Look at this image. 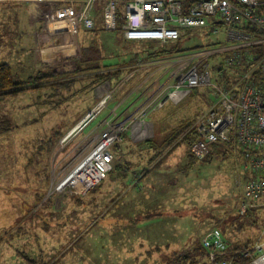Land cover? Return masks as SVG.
<instances>
[{
  "label": "rangeland",
  "instance_id": "obj_1",
  "mask_svg": "<svg viewBox=\"0 0 264 264\" xmlns=\"http://www.w3.org/2000/svg\"><path fill=\"white\" fill-rule=\"evenodd\" d=\"M127 1L118 0L117 3L122 23ZM105 2L0 0V63L9 64L14 80L25 83L31 80V85H35L33 79L43 73L69 71L65 76L42 79V87L0 100V182L13 201L12 218L17 210L22 218L20 222L1 225L0 246L6 243L5 250L17 249L21 255L23 251L27 252V240L23 241L20 234H27L30 240L33 237L31 241L36 238L33 234L38 232L49 234L45 237L50 240L51 233L57 231L66 237L59 242L48 241L52 245L45 250L43 242L37 240L44 252H40L35 264H169V260L193 246L205 229L219 226L222 221L229 222L238 213V188L243 177L236 170L238 160H242L243 147L237 146L240 158L216 150L209 158L195 159L189 164V146L185 140H180L165 155L160 166L142 178L139 176L142 171L138 170L147 168V157L141 160L146 151L135 150V161L141 160L137 162L139 168L134 169L137 172L133 175L130 171L122 177L118 173L123 172L125 159L130 157L125 155L124 158L117 146H124L128 141L126 137L124 142L111 148L116 155L112 173L96 191L80 198L75 194L68 196L66 192H57L53 197L48 194L52 176L78 156L79 141L117 103L118 96H115L123 90V83L128 82L129 87L137 78L154 74L151 81L157 80V90H171L178 69V64L173 62L175 56L186 52L184 49L187 48L212 47L223 41L222 33L216 35L206 29H187L190 38L170 44H176L182 51L157 58L160 60L152 62L154 65L151 66L147 63L138 65L135 60L130 67L122 68L117 78L95 84L90 76L93 73L71 74L75 62L83 58L84 52L95 55L98 50L96 64L102 68L119 65L124 59H146L148 51L164 45L155 40L124 41L122 25L116 30L105 29L100 13ZM86 13H90L96 22L92 30L82 25V15ZM91 45L97 48L95 52L90 50ZM214 59L217 58L210 60L211 65L215 63ZM209 69L211 79L220 84L217 71L212 67ZM36 81L40 83L39 79ZM107 90L112 91L108 108H104L80 133L62 142L74 126L73 122L83 113L85 115ZM191 90L149 114L146 109L150 98L138 113L134 108L123 111V106L116 109L117 120L133 126L139 123L140 131L145 124L146 138H161L169 127L196 116L199 118L214 101L211 88L200 86ZM146 121H151L154 126ZM146 181L151 185L147 186ZM111 185L117 188L109 190ZM100 190L103 191L101 196ZM110 205L113 208L107 212L105 207ZM257 206L261 210H255L257 220L253 226L235 232L228 229L231 240L245 245L247 238L253 239L257 234L254 241L264 239V234L261 236L264 204L258 202ZM117 215V225L107 224ZM69 225H73L70 230ZM62 252L63 255H59Z\"/></svg>",
  "mask_w": 264,
  "mask_h": 264
},
{
  "label": "built area",
  "instance_id": "obj_2",
  "mask_svg": "<svg viewBox=\"0 0 264 264\" xmlns=\"http://www.w3.org/2000/svg\"><path fill=\"white\" fill-rule=\"evenodd\" d=\"M117 3L118 0H106L103 6L102 23L107 30L116 29ZM123 18L122 35L128 41L155 40L163 44L182 35L191 37L186 34L187 29L222 33L223 41L217 45L187 50L174 57L178 69L172 89L160 91L149 102L146 112L161 108L167 101L175 102L195 87L211 88L214 101L192 126L197 137L190 150L197 159H204L215 145L243 147L238 167L243 179L238 188L237 209L244 213L261 199L264 204V0H128ZM81 22L83 27L92 28L94 18L86 13ZM213 58L217 59L211 65ZM210 67L217 71L220 84L211 79ZM111 97V90L104 92L62 142L80 133L108 108ZM133 132V125L117 120V111L109 109L79 141L78 156L52 176L48 194L88 193L111 169V147ZM200 242L207 250L210 264H233L228 255L248 257L246 264H264L261 238L230 248L221 230L213 226L202 234Z\"/></svg>",
  "mask_w": 264,
  "mask_h": 264
},
{
  "label": "trees",
  "instance_id": "obj_3",
  "mask_svg": "<svg viewBox=\"0 0 264 264\" xmlns=\"http://www.w3.org/2000/svg\"><path fill=\"white\" fill-rule=\"evenodd\" d=\"M102 8H100V13L102 16ZM97 15H99V10L97 11ZM122 21H121V15L118 14L117 11V26L116 29H118V26L122 25ZM103 26V23H102ZM96 27V22L94 20V25L92 28H88V30H92ZM85 28V27H84ZM87 29V28H85ZM115 29V30H116ZM123 37V35H122ZM186 38H190L187 37L185 35H182L180 38L175 39L173 41H175L174 43L178 44L182 39H186ZM124 41H128L125 40L123 38ZM163 46H159L158 48L148 51L146 54V59H157L160 57H166V56H170L173 55L176 52H180L183 49L182 48H178V46L176 44H172V46H170L171 41L165 42L163 43ZM88 47H85L84 49H87ZM197 48V47H196ZM92 49V52H95V50H97V48H95L93 45L90 46V50ZM189 50H192L194 48H187ZM187 49H184L187 51ZM89 52V51H86ZM83 53V58L79 59L78 61L75 62L74 67L71 71V74H74L75 76L81 75V74H85L87 73L88 75L94 79V83L95 84H99L102 80L106 79L109 80V78H117V76L120 74L121 68L123 66L126 65H130L132 64L135 59H124L122 60V62L119 65L116 66H106V67H98V65L96 64L97 59H99L97 53H95V55L93 53ZM134 58V56H133ZM69 70V69H68ZM112 70V71H111ZM115 70V71H113ZM67 72L69 71H62L60 73V71H51L50 73H43V75L40 76H36L33 80L36 83L35 85H31V80L27 81V83H25L24 81H15L14 78L12 77L11 74V70H10V66L7 62L4 63H0V100L3 99L6 96H14L17 95L21 92L30 90V89H35V88H39L42 87V79L48 78V77H56V76H65L67 74ZM89 76V77H90ZM96 76V77H95ZM95 77V78H94ZM37 79H39V82L37 84ZM193 91V89L191 90ZM168 102V101H167ZM166 102V103H167ZM170 102V101H169ZM166 103L159 109H162ZM157 109V110H159ZM156 111V110H155ZM151 113V112H150ZM84 115V113L78 117L77 120H79L82 116ZM198 116L194 117L193 119H189L186 122L182 123H178L175 126H173L172 128L169 127V124L165 125L167 127H169V130L167 132H165V134H162V137H153V138H147L141 142H139L138 144H135L133 147V150H137L142 152L143 150L146 151L144 157L141 158V160H143V158H146V164H147V168L143 169L141 168V170L139 169L138 171H142L139 175L140 177H144L145 174L150 173L153 170H156V168H158L161 164L162 161H164L165 159V155L169 154V152H171L177 145V143L180 140H185L189 146V151H188V157H189V164L192 162V160H204L206 158H209L210 154L208 156H206L204 159H197L191 152H190V145L192 143V141L197 137L196 131L194 129H192L193 124L195 123V121L197 120ZM76 121V120H75ZM74 121V122H75ZM73 122V123H74ZM8 128L6 127L5 130H7ZM58 133V132H57ZM56 133V134H57ZM127 136L124 135L123 140L126 138ZM122 140V141H123ZM54 142L51 143V145ZM121 142L114 144L113 146H117L119 145ZM112 146V147H113ZM125 146V145H124ZM131 146V145H130ZM111 147V148H112ZM119 147V148H118ZM118 150H121L120 146H117ZM219 150V152L221 154H226V153H233L235 155L236 158H239V152L237 150V147H235L234 145H228V144H224V145H215L213 147L212 152ZM112 151V150H111ZM113 155V159H112V167L111 169L108 171L107 175L105 176V178H103L93 189H91L88 193H86L85 195H77V193H68L70 196L72 195H76L78 198L80 197H84L87 194H89L92 191H96V188L102 185V182L108 178V175L110 176V174L112 173L113 170V160L114 157L116 156L114 154V152H112ZM122 155L125 157L124 153H122ZM139 160V162L141 161ZM239 160L237 163V170L238 171V167H239ZM131 165H133V162L130 159H125V164L124 166L121 168V170L123 172H119L118 175L121 176L120 174H122V177H125V175H123V173H127L131 171ZM116 167V165H115ZM143 169V170H142ZM136 173L137 170H132V173ZM141 177V178H142ZM100 189V188H99ZM52 194V195H51ZM49 195H51V197H53V195H55V193H51ZM48 195V196H49ZM43 196V195H42ZM50 197V196H49ZM48 197V198H49ZM50 197V198H51ZM56 198V197H55ZM263 199L259 200L258 202H262ZM261 210V208L259 206H254L251 208H248L244 213H240L238 211V213H235L234 218H232L229 222L228 221H222L220 223L219 226H217L218 224H216V226L221 230L226 243L228 244V246L230 248H236L242 245V243H237L233 240H231L229 238L228 233V229H232V232L235 231H239L242 230L244 227H248V226H253V224L256 222V218H255V210ZM148 216V215H146ZM143 217V216H142ZM150 217V216H148ZM218 223V222H217ZM211 228V227H209ZM208 228V229H209ZM208 229H205L204 232ZM202 232V234L204 233ZM202 234L196 239V241L193 243L194 245L191 246L190 248H188V250L185 253H182L176 257H174V259L169 260V264H210L209 259L207 257V250L203 247V245L200 242V238L202 236ZM258 237V234L255 235V237L252 238H247L246 241L244 243H251L252 241H254L256 238ZM262 239V238H261ZM264 240V239H263ZM227 257H232L233 260V264H246L249 260L248 257H241L240 255H228Z\"/></svg>",
  "mask_w": 264,
  "mask_h": 264
},
{
  "label": "crops",
  "instance_id": "obj_4",
  "mask_svg": "<svg viewBox=\"0 0 264 264\" xmlns=\"http://www.w3.org/2000/svg\"><path fill=\"white\" fill-rule=\"evenodd\" d=\"M46 36H48V35H46ZM135 60H136L135 61L136 64H138V65H140L142 63H147V64L150 65V64H153L154 61H157L158 62L160 59H139V60L138 59H135ZM135 62H133V63H135ZM130 65H133V64H130ZM130 65L123 66L122 68L130 67ZM122 68H121V71H122ZM121 71H120V74L119 75H121ZM153 75L152 74H149L148 76H144L141 79H138L137 78L135 81H133L132 83H130L129 87H127L128 82L123 83L124 85L122 84L123 85L122 88L124 87L123 90H125V91H123V90L120 91L119 90L117 92V95L115 97L118 96V99H117V103L115 102V104H113V106H112L113 109L120 110V108H123V106H124L123 111H126V110H130L131 111L132 108H134V110L137 113L140 112V111H142L145 108V106H146V102L148 103V99L150 98V100H149V102H150L151 100L155 99L158 96V94L160 93V91L155 88V83L157 82V80L151 81V76H153ZM148 116H147V118H148ZM117 118H118V115H117ZM76 121H78V120H76ZM76 121L74 123H76ZM122 121H124V120H122ZM146 122L148 124L151 123L153 125V123L151 121H146ZM134 127H135V132H133V135H131L130 133L126 134V136L128 138V141H127V143H125V146L120 145L121 150H119L121 153H124V155L129 156L130 159L133 161V165L130 166L131 167L130 168L131 171L138 167V163L137 162H139L138 160L135 161L136 160L135 157H134L135 156V154H134V151L135 150H133V147H134L135 144H138L139 142L147 139L146 138V134H145V130L147 129V127L145 126V124L143 125V128L144 129L141 130V131H140V124L139 123L136 124ZM121 142H124V140L121 141ZM130 144L133 147H131ZM137 155H138V153H137ZM138 158H139V156H138ZM128 173L129 172H127V173L125 172V173H123V175L126 176ZM131 174L133 175L132 172H131ZM120 175L122 176V174H120ZM118 184H120V183H118ZM146 185L147 186H150L151 185V182L146 181ZM153 185H155V183H153ZM115 188H117L116 185H113V187L111 185L109 190H112L113 189L112 191H114ZM107 189L105 190L104 193L107 192ZM100 191H101L100 192V196H101L103 194L102 193L103 191L102 190H100ZM8 195H9V192L6 191V188H5L4 184H2L0 182V227H1V225L6 226V225L14 224L17 221L20 222L21 219H22L17 214L18 213V210H17V213H15L16 216L15 215L13 216L14 219L12 218V214H13L12 213V211H13L12 202L13 201L8 198ZM66 195L70 196L69 194H66ZM110 206L105 207V209H106L107 212L111 208H113V206H111V207ZM15 209H16V207H15ZM118 218H119V216L117 215L115 219H111V220L107 221V224H110V225L116 224L117 225L118 222H119L117 220ZM129 221H131V220H129ZM71 223L73 224V222H71ZM71 226H73V225H71ZM71 226L69 225V227H68L69 229L68 230H70ZM73 228L74 227H72V229ZM88 230H89V227H88V229H86V231H88ZM51 234L52 235L50 237L52 239L50 240V238L45 237V235L48 236L49 234L41 233V232L40 233L38 232L36 234L34 233L33 235L36 237L34 239V241H31V240H33V237L30 240V238L27 236V234H24V235H21L20 234V238H24L23 241L27 240V242H26L27 243V246H26L27 252L23 251L24 254H21V255L19 254L20 251L17 250V249H14L13 250L11 248V249H6L5 250L4 249V245L6 243H3V245L1 243V246H0V264H13V263L14 264H35L36 263V260L39 257L38 255H40V252L43 253L44 250L46 249V247L49 244H51L48 241H55V240H57V242H59V241H61V240H63V239L66 238L64 235L60 234V231H57V233L53 232ZM37 240L43 242V249L44 250L43 249L41 250V248L39 247L40 246L39 245V242H36ZM28 248H29V252H28ZM33 249L36 250V251L35 252H31V251H33ZM63 253L64 252H62L59 255H63ZM42 264H47V263L44 262Z\"/></svg>",
  "mask_w": 264,
  "mask_h": 264
},
{
  "label": "bare ground",
  "instance_id": "obj_5",
  "mask_svg": "<svg viewBox=\"0 0 264 264\" xmlns=\"http://www.w3.org/2000/svg\"><path fill=\"white\" fill-rule=\"evenodd\" d=\"M196 88V87H195ZM109 109H112V108H109Z\"/></svg>",
  "mask_w": 264,
  "mask_h": 264
}]
</instances>
